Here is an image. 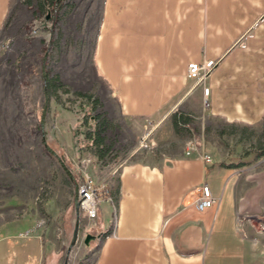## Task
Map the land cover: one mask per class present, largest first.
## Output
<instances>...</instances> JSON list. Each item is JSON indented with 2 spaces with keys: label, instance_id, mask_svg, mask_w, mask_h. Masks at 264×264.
<instances>
[{
  "label": "crops",
  "instance_id": "1",
  "mask_svg": "<svg viewBox=\"0 0 264 264\" xmlns=\"http://www.w3.org/2000/svg\"><path fill=\"white\" fill-rule=\"evenodd\" d=\"M12 1L0 0V33ZM210 60L216 66L202 84L186 78L188 64ZM93 67L101 109L156 126V151L141 160L101 169L93 157L89 173L114 200L98 208L95 264H250L238 217L264 202V0H103ZM203 87L208 121L253 137L207 164L184 155L186 138L171 122L174 109L200 112ZM202 185L215 204L199 212ZM45 249L38 235L2 237L0 264H52Z\"/></svg>",
  "mask_w": 264,
  "mask_h": 264
},
{
  "label": "rangeland",
  "instance_id": "2",
  "mask_svg": "<svg viewBox=\"0 0 264 264\" xmlns=\"http://www.w3.org/2000/svg\"><path fill=\"white\" fill-rule=\"evenodd\" d=\"M44 2L13 0L0 33V238L38 235L46 246L47 258L55 255L52 264H63L75 222V188L82 170L85 171L79 164L89 161L86 172L91 177L89 171L95 167L96 158L94 146L89 147L86 139L93 135L100 117L108 123L103 146L110 147L112 152L100 168L141 160L144 155L154 153L152 138L156 126L148 121L108 115L98 106L90 114L86 99L79 96L98 98L102 93L94 72L93 48L103 0H60L56 24L48 22L51 6L40 7ZM34 26L38 27L36 31ZM47 50L45 67L56 86H51L48 94L44 135L48 146L72 173L73 181L42 144L39 121L45 83L41 66ZM208 75L201 80L186 78L202 84ZM203 88L199 113L180 109L171 112L174 132L186 138V157L228 158L230 152L224 150L242 139L249 142L252 132L222 125L216 120L208 121L205 111L208 99L206 107ZM146 133L149 137L144 148L141 138ZM189 143L195 150L187 154ZM72 144L77 147L75 152L71 150ZM218 144L223 146L222 152H217ZM83 148H88L89 157L79 154ZM260 163L264 164V160ZM102 195L101 203L114 204L113 198L111 202L105 200L110 197L109 192L108 196L104 192ZM252 212L238 217V228L253 248L250 264H264V202L259 210ZM99 227L98 218L88 222L79 211L78 238L68 256V264H95L102 234ZM88 235L94 239L86 246L84 240Z\"/></svg>",
  "mask_w": 264,
  "mask_h": 264
},
{
  "label": "built area",
  "instance_id": "3",
  "mask_svg": "<svg viewBox=\"0 0 264 264\" xmlns=\"http://www.w3.org/2000/svg\"><path fill=\"white\" fill-rule=\"evenodd\" d=\"M38 29L37 26H34V31ZM214 61H206L202 66L192 63L187 66V73L186 76L192 79L201 80L206 75H208L214 68H215ZM209 95L208 88H203V98L205 105L207 107V99ZM149 134L146 133L141 138V146L147 148ZM187 154L194 151V146L189 143L187 146ZM200 158L206 162L210 163L211 159L206 156L202 155ZM89 161L83 160L80 162L79 166L84 169L82 170V175L80 177V181L76 185L77 189V196H78V203H79V211L81 215H83L88 222H95L98 218V207L101 203V193L104 192L108 196V188L102 185H96L93 181L92 177L88 175L86 172L87 166ZM197 198L194 202L195 209L199 212H202L206 209H209L215 203L214 199L211 196L210 190L206 185L201 186L197 192ZM107 201H112V197H107L105 199Z\"/></svg>",
  "mask_w": 264,
  "mask_h": 264
},
{
  "label": "trees",
  "instance_id": "4",
  "mask_svg": "<svg viewBox=\"0 0 264 264\" xmlns=\"http://www.w3.org/2000/svg\"><path fill=\"white\" fill-rule=\"evenodd\" d=\"M55 2L56 0H45V2L42 5H40V7H45V4H49L51 6V14L48 15L47 20L48 22H53L54 24H56L57 22L56 15H57V9L59 7V4L55 6ZM44 83H45L44 87L46 88L48 94L50 93L51 86L52 87L56 86L55 80L49 77L47 71H46V80ZM79 96L83 99H86L88 103L87 112H89L90 114H93L95 112V108L97 106L99 107V105L96 103L94 99H92L91 96L82 95V94ZM97 119H99V116L98 118H94V120ZM100 119H101L100 123L96 124L93 135L89 137L91 139V144L94 146L93 156L96 158L97 161L103 162L106 159L111 158L112 152L110 147L103 146L104 143L103 134L108 123L105 118L100 117ZM101 197H104V195H102Z\"/></svg>",
  "mask_w": 264,
  "mask_h": 264
},
{
  "label": "water",
  "instance_id": "5",
  "mask_svg": "<svg viewBox=\"0 0 264 264\" xmlns=\"http://www.w3.org/2000/svg\"><path fill=\"white\" fill-rule=\"evenodd\" d=\"M60 0H56L55 2V6H57V4L59 3ZM48 55V50L44 53V56L42 58V66H41V72H42V79L45 82L46 80V67H45V63H46V58ZM48 93L46 88L44 87V106H43V110H42V114L40 117V130H41V135H42V144L43 147L45 149V151L52 157L56 158V160L58 161L61 169L63 170V172L67 175V177L69 178L70 181H73V175L70 172V170L65 166L64 162L61 160V158L56 154V152L54 150H52L45 139V135H44V125H45V118H46V113H47V109H48ZM77 192H76V188H75V193H74V212H75V222H74V226H73V231H72V236H71V240L69 243V246L67 248V253H66V259L64 261L63 264H68V256L71 252V249L75 246L76 242H77V238H78V231H79V203L77 201ZM94 239V237L92 236H86L85 240H84V244L87 246L88 243L90 241H92Z\"/></svg>",
  "mask_w": 264,
  "mask_h": 264
}]
</instances>
